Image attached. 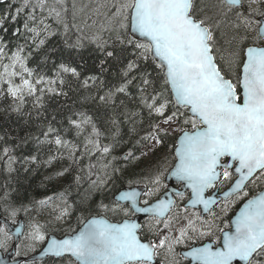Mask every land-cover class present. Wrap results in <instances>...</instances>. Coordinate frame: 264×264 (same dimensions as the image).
<instances>
[{
	"label": "snow or ice",
	"instance_id": "6c2138e0",
	"mask_svg": "<svg viewBox=\"0 0 264 264\" xmlns=\"http://www.w3.org/2000/svg\"><path fill=\"white\" fill-rule=\"evenodd\" d=\"M220 2L224 18L234 15L237 20V34L229 41L234 46L225 61L227 72L217 62L220 49L215 32L198 16L194 0H120L113 13L119 50L114 46L109 50L107 41L99 37L89 39V43L96 44L100 56L98 62L87 67V75L81 50L88 38L77 35L71 41L69 24L60 11L48 7L47 0H20L14 11L9 3L8 9L0 13V97L12 101L7 111L22 120L15 138L0 135V171L9 180L20 170L17 164L28 172L32 165H51L63 158L64 151L75 160L79 146L66 140L62 131L75 132L77 138L87 133L83 147L89 156H112V161L104 165L106 174L111 166L108 179L118 173L122 176L129 165L147 155L141 152L137 156L139 148L151 142L149 151H153L165 140H173L175 163L167 175L157 172L149 178L151 187L145 185L143 190L133 187L130 179L126 187L113 185L109 190L112 207L97 204L99 214L87 218L79 231L46 240L40 227L32 225L28 238L46 243L41 257L65 258L67 264H154L159 252L166 250L190 264H264V190L253 192L250 187L264 181V12L245 14L244 0ZM5 3L0 0V4ZM53 17L63 26L59 33L62 46L51 44L58 34L47 22ZM130 55L133 58L129 59ZM32 61L35 68L29 67ZM49 64L53 69L51 77L37 71ZM109 74L114 82L108 80ZM73 82L87 94L74 102L80 108L69 110L67 127L53 114L50 120L44 117L47 123L37 125L35 133L28 130L20 136L19 132L30 129L33 123L32 112L25 111L28 98L40 118L44 115L40 110L44 108L45 94L67 97L64 88ZM85 105L92 106V114ZM145 120L144 135L133 141ZM101 122L106 126L103 131ZM126 124L131 125L127 140L123 132ZM176 132L180 134L174 135ZM101 137L109 143L102 145ZM13 139L15 144H9ZM30 143L34 154H13ZM52 145L60 156L49 155L41 161L43 149ZM124 148L127 150L122 151ZM117 151L122 155H113ZM113 161L124 166H116ZM66 172L68 169L56 175L63 177ZM169 177L188 192L182 211L193 210L191 217L184 218L186 223L176 229L175 218L169 216L174 204L169 193H163L168 198L157 196L162 181ZM107 183L92 181L101 191ZM225 184L228 188L221 195L220 188ZM168 187L163 184L164 189ZM174 195L185 198L184 191ZM153 196H157L154 201ZM233 198L243 202L234 217L223 220L213 214L206 221L200 215V209L210 213L220 202L229 207ZM109 212L125 219L113 223L104 215ZM68 214L65 209L57 219ZM138 214L155 222V228H149L154 233L151 239L142 238L141 225L131 219ZM11 215L15 216L16 211L12 210ZM5 227L0 226V248L6 249L9 233ZM205 237L208 242L197 246L196 240L203 241ZM182 245L189 250L177 252V246Z\"/></svg>",
	"mask_w": 264,
	"mask_h": 264
},
{
	"label": "trees",
	"instance_id": "16d2710c",
	"mask_svg": "<svg viewBox=\"0 0 264 264\" xmlns=\"http://www.w3.org/2000/svg\"><path fill=\"white\" fill-rule=\"evenodd\" d=\"M19 2L20 0H16L15 3H13V0H7L5 4L0 5V13L8 9L9 3L13 4L11 11H14ZM119 2L120 0H63L58 3L47 2L48 7L56 8L60 11L62 17L69 24V38L72 37L70 38L71 41L74 42L77 35H83L88 38L84 41L86 45L85 48L81 50L84 61H86L85 75L88 74L86 71L87 67L98 62L97 57L100 56V53L96 49V44L89 43V39L92 37H99L101 41H107L110 46L109 50H112V46L119 50L120 45L116 40V33L113 30L116 25L114 24V27L110 30L104 28L108 22L112 21L110 13L115 11V5ZM101 4L103 5V8L98 15L99 17L101 16L100 20L105 26H101L99 23L96 24L93 22L96 17V12ZM222 9V5H219V12L221 14L223 13ZM220 13H218V15H220ZM45 15H47V12H45ZM218 15L214 14V23L219 25V27L216 25L214 28V32L217 37V47L220 49L217 53V62L224 69L223 65L229 57L231 47L234 46H230L229 41H231L233 36L237 34V30L234 27L237 20L235 16L229 17L228 19L222 17L220 20ZM47 22L51 24L53 30L58 32V35L52 38L51 44H61L63 37L59 33L63 32V26L58 25L55 22L54 17L50 18ZM113 23H115L114 20ZM72 25H75L76 27H71ZM9 28H11L10 25ZM240 32L242 33L243 29H240ZM5 38H7V36ZM128 58L131 59L133 57L130 55ZM35 66V61L29 63V67L35 68ZM149 70H151V68H149ZM0 71H2V68H0ZM37 71L42 72L49 77L53 75V69L50 64L45 68L38 69ZM112 71L115 72L116 69L113 68ZM224 71L227 72L228 70L224 69ZM108 80L110 82H114V77L109 74ZM73 83L71 87L65 86L64 88V91L68 93L67 97H49L47 93L45 94L43 101L44 108L40 110L44 115L40 118L36 117V111L33 109L32 99L28 98V102L25 105V111L27 110L26 112H32L33 123L30 129L25 128L24 131L19 132V135L23 136L25 131L28 130L35 133L37 131V125L47 123V120H45L44 117H47V119L50 120L53 114L57 116L58 121L62 120L64 126L67 127V120L65 118L69 114V110L73 107L80 108L79 103L74 104V102H78L81 95L87 94L84 90L78 89V85L75 82ZM93 92H95V89H93ZM11 103L12 101L10 99L0 97V135L15 138L18 129L22 125V120L16 114L9 113L7 111L8 106ZM84 108H87L90 114H92L91 105H85ZM84 108H81V110H84ZM144 115L146 116V113ZM99 126L102 131L106 127L103 122H101ZM130 127L131 125L127 124L123 127L125 140L129 138L127 131ZM146 129L147 120H145L143 128L140 129L139 135L133 137V141L139 139V136H143ZM61 134L64 135L66 140H69L79 146L75 152V160L69 158L68 152L64 151L63 158H58L49 166H45L43 163L40 166L32 165L30 170L25 172L20 164L15 165V167L20 170L13 173L10 180L6 174L0 171V216L7 217L11 215L12 210L16 211L17 209L27 208L26 206L35 207L40 201H43L48 197H56L58 195H60L62 199L69 201L68 207L70 209H74L73 212L69 209L72 213L77 212L75 208L80 207L78 205L86 208L85 210H82V212L87 213V215L98 213V209H94L92 207V202L99 204L100 202L98 201L101 200V196L106 194L104 198H107V202L112 204V197L109 194V190L112 189L113 185L117 188L126 187L127 181L130 179L133 181V186L145 187V185H148L149 187L151 186L149 184V178L151 176L157 174V172L166 174L168 168L174 163L173 158L171 159L172 156L167 154L169 151L173 152L172 139L169 138L165 140L162 145L156 146L153 151H149L152 147V143L149 142L146 146L139 148L136 152L137 156H140L141 152H146L147 155L140 156L138 161L129 165L128 170L122 176L118 173V175H116L113 179H109L111 181V188H108L106 192L101 193V190L98 187H94L92 185V181L100 179L101 164H107L109 161H112V156L104 157L100 153H94L89 156L86 152H84V135H87V133L83 134L79 138L76 137L75 132L65 134L62 131ZM100 142L102 145H106L109 143V140L101 137ZM9 144L14 145L15 140H9ZM130 146L131 145H129V147ZM126 150L127 148H124L122 151ZM122 151L114 152L113 155L120 156L122 155ZM29 152H32L33 154L35 153V149L31 143L29 145L22 146L21 148H17L13 154L21 156L22 154L27 155ZM49 155H56L59 157L60 153L55 151L54 145L45 147L40 156L41 161L47 160ZM166 160L170 161L164 163ZM113 164L119 167L124 166L120 161H113ZM2 168L3 164L0 162V170H2ZM64 169H68V172H66L63 177L56 175V173L63 171ZM107 171H110L107 173H110L108 175L111 176V166L107 169ZM76 177H80V179L77 180ZM73 188V191L77 190L76 193H73ZM62 195H65L67 198ZM22 215L23 213L18 211L15 216L19 217ZM104 215L108 218H112L113 216L111 212L105 213ZM18 253L21 254L22 252ZM62 261L64 263L58 262V260L47 259L42 262L24 264H66V259H63Z\"/></svg>",
	"mask_w": 264,
	"mask_h": 264
},
{
	"label": "flooded vegetation",
	"instance_id": "af4514ba",
	"mask_svg": "<svg viewBox=\"0 0 264 264\" xmlns=\"http://www.w3.org/2000/svg\"><path fill=\"white\" fill-rule=\"evenodd\" d=\"M245 5L243 8V11L245 12V14L248 13V1L245 0ZM219 5L221 6V2L220 0H194V7L197 9V14L199 17L203 18V19H208L210 21V26L213 28L214 30V26H216L217 24L214 23V14L218 15L219 12ZM260 9V7H259ZM224 11V9H222ZM261 12H264V5L262 6V8L260 9ZM234 16V15H233ZM224 17L223 13L220 15H218V18L221 20V18ZM232 17V16H231ZM250 187L252 188L253 192H259L262 191L264 189V183L259 182L255 185H250ZM181 188V184H173L172 186V190L176 191H180ZM228 188V184L223 185L220 188V194H222L226 189ZM167 191V189H164L163 186L160 189V193L157 194V196L161 197L163 195V193ZM212 192H214L215 190H211ZM157 196H155L152 200L154 201ZM187 198H188V192H185V198L183 200L180 199V197L174 195V201H175V209H173V211H171L169 213V216L172 218H175L173 220V229H176L180 226H182L184 223H186L185 221V217H191L193 210H190L185 213L182 211L183 206L187 203ZM229 207L227 212H224L223 210L225 209L224 205L222 202L218 203L217 205H215L210 213H207L205 215H202V213L200 212V215L203 217L204 220H210L212 218V215L214 214L216 217L226 220L228 218L234 217L235 213L238 212L239 208L242 206V201L236 200L235 198H233V200H230L229 202ZM78 210V209H77ZM82 214H78L77 217H74V215H76L77 213H72V217L70 219V225L75 224L76 222H79V226L77 228H75L74 230L77 231L80 226L86 222L87 218H91L92 216H96L99 213H92V214H88L81 212ZM106 217V216H105ZM138 218V216H132L131 219L132 220H136ZM111 222L113 223H117V222H122L123 219H125V217H123L122 215L116 216L113 215L112 218H108ZM81 221V222H80ZM139 224L141 225V228L139 230V234L141 235L142 238H146V239H151L152 235L154 233H150L149 232V228H155V222L150 220V218H144L142 220H140ZM219 227H223L222 223L218 224ZM162 227V225H161ZM67 233H72V229L71 230H67ZM165 234H171L169 232H166ZM217 235H219V233H217ZM213 239H215V237H213ZM203 242H208V238L205 237L203 241L197 239L196 240V244L197 246H199L200 244H202ZM191 243V242H190ZM189 250L186 246H177L176 251L177 252H181V251H187ZM18 257L15 255L13 260H16ZM63 259L58 260V262H62ZM175 260H179L180 264H190V261L188 260H183L180 257H173L172 255L168 254L166 252V250H161L159 252V255L156 257V260L154 262V264H174ZM59 264V263H58ZM67 264V262H66Z\"/></svg>",
	"mask_w": 264,
	"mask_h": 264
},
{
	"label": "rangeland",
	"instance_id": "374dc122",
	"mask_svg": "<svg viewBox=\"0 0 264 264\" xmlns=\"http://www.w3.org/2000/svg\"><path fill=\"white\" fill-rule=\"evenodd\" d=\"M247 1L249 3L248 4V10L252 11V12H255L257 10L260 11L262 6L264 5V3L259 2V0H257V2H255V3H250V0H247ZM259 7H260V9H259ZM102 8H103V5L101 4L98 11L96 12V17L94 18L93 22L96 24L99 23L101 26H105L100 20L101 16L99 17V15H98ZM114 12L115 11L110 13L111 17H112L111 18L112 23L108 22L106 24V26L104 27L108 30H110L114 27V24H115V23H113V20H114L113 19V13ZM223 66H224L225 70H228L226 63ZM179 134H180L179 132H176L174 135H179ZM167 154H169V156L170 155L173 156V152H171V151L167 152ZM171 159H172V157H171ZM169 161L170 160H166L164 163H167ZM105 164H103V163L101 164V173H100L101 177H100V179L97 180V181H99V180H107L108 181L107 185L104 187V189L101 191V193L106 192L108 188H111L110 187L111 181L108 179V177L110 176L108 174H110V173H107V174L105 173V171H104L105 170L104 169ZM107 172H110V171H107ZM262 183H264V181H262ZM162 186H163V183H162ZM73 190H74V188L72 189V191ZM76 191H73V193H76ZM105 195L106 194H104V196ZM62 196L67 198L65 195H62ZM104 196H101V200H99L98 202L110 204V202H107V198H104ZM154 197L155 196H153L151 199H153ZM68 203H69V201H67L66 199H62V197H60V195H58L56 197H51V199L48 200L47 203H45V204L37 203V205L35 207L26 206L27 208L16 210V214L18 213V211L23 213L22 217L25 218L26 227H27V233L24 234L23 240L21 241V244L19 246L20 248H18L19 251L17 250L18 252H22V253L17 254L18 256L19 255L26 256V255H29L31 253H34L39 248H42V246L44 245V244H41L39 242H33L32 240H30L28 238L29 233L33 231L32 225H38L40 227V230L45 234L46 238L50 233H53L56 235H64L65 233L68 232L67 230H71V229L74 230L75 228H77L79 226V224H78L79 222H76L73 225H70V223H69L70 219L72 217L71 216L72 212L74 209L73 208L70 209L68 207V205H69ZM92 204H93L92 207L95 209L97 204L94 202H92ZM78 206H80V207L75 208L76 210L77 209L78 210H77V212H74L77 214L74 215L73 218L77 217L78 214H82L81 213L82 210L86 209L85 207H82L81 205H78ZM109 207L111 208L112 204H110ZM65 209H67L69 214L67 216H64L61 219H57V217L60 215V213L62 211H64ZM227 210H228V208H225L223 211L227 212ZM9 217L12 218L13 221H16L15 219L18 218V216H12V215H9ZM0 238H2V237H0ZM7 244H8V247L6 249L2 248L3 250L8 251L10 249V247L12 245V240L10 238L7 240Z\"/></svg>",
	"mask_w": 264,
	"mask_h": 264
},
{
	"label": "water",
	"instance_id": "95a60500",
	"mask_svg": "<svg viewBox=\"0 0 264 264\" xmlns=\"http://www.w3.org/2000/svg\"><path fill=\"white\" fill-rule=\"evenodd\" d=\"M50 1H56L57 2V0H50ZM59 1H61V0H59ZM0 5H2V4H0ZM165 183L169 185L168 193L170 195V198L173 200V196H174V193L176 191L172 190V186H173V184H180V182L176 181L174 178L169 177L167 180H165ZM138 189L143 190L144 188L138 187ZM180 191L187 192L182 186L180 188ZM160 198H168V197L161 196ZM173 202H174V200H173ZM173 207H174V204H173ZM200 210H201L202 215L207 214V213L203 212L202 209H200ZM138 215H139L138 217H140V219L148 217L145 214H138ZM135 222L138 223L137 221H135ZM0 224L6 226L5 227L6 231L13 238V245H12L10 251L7 254H5V255L0 251V264H21V263H32V262H37V261H44V260H47V259H54V260L61 259L59 257H50V256L41 257L40 256V252L42 251L41 250L40 252L35 253L32 256H29L28 258H22V259H18V260L12 261L14 255H15L16 247H17V245H18V243L20 241V238L22 236V233H23V221L20 220L18 222V227L17 228L16 227H12L6 220H3V219H0ZM17 229H19V231H17ZM52 237H56V238L60 239L56 235H51V236L48 237V239H50ZM62 238H64V237H62ZM44 247H46V244H45Z\"/></svg>",
	"mask_w": 264,
	"mask_h": 264
},
{
	"label": "bare ground",
	"instance_id": "6f19581e",
	"mask_svg": "<svg viewBox=\"0 0 264 264\" xmlns=\"http://www.w3.org/2000/svg\"><path fill=\"white\" fill-rule=\"evenodd\" d=\"M53 22V21H52ZM60 28V27H59ZM85 31V30H84ZM111 34V33H110ZM58 35V34H57ZM73 35V34H72ZM71 36V35H70ZM83 36V35H82ZM86 36V35H85ZM115 36V35H114ZM70 38H72V37H70ZM74 84V83H73ZM82 93V92H81ZM27 111V110H26ZM43 158V157H42ZM118 175V174H117Z\"/></svg>",
	"mask_w": 264,
	"mask_h": 264
}]
</instances>
